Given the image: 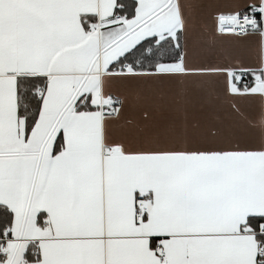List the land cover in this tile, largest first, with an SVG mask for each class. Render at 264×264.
<instances>
[{
	"label": "snow or ice",
	"instance_id": "obj_1",
	"mask_svg": "<svg viewBox=\"0 0 264 264\" xmlns=\"http://www.w3.org/2000/svg\"><path fill=\"white\" fill-rule=\"evenodd\" d=\"M0 264H264V0H0Z\"/></svg>",
	"mask_w": 264,
	"mask_h": 264
}]
</instances>
